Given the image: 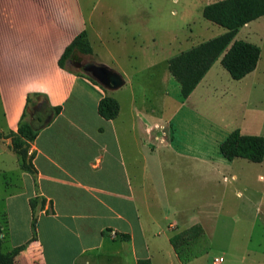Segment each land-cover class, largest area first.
<instances>
[{"label": "crops", "instance_id": "crops-1", "mask_svg": "<svg viewBox=\"0 0 264 264\" xmlns=\"http://www.w3.org/2000/svg\"><path fill=\"white\" fill-rule=\"evenodd\" d=\"M135 8L117 14L141 20L143 8ZM88 23L81 0H0L5 252L25 246L14 264H208L210 250L183 263L171 236L201 224L212 239L223 217L250 223L264 160L223 156L221 144L241 128L206 113H191L199 120L194 125L188 114L179 118L197 95L217 92L218 84H203L212 67L183 98L169 70L177 54L161 59L151 50L127 68L99 34L118 68L93 62L118 74L119 87L61 65L83 31L93 49L88 55L95 54ZM148 40L147 48L158 43L154 34ZM106 96L119 102L113 119L98 110ZM23 121L37 131L34 139L20 134ZM229 194L243 199L229 204Z\"/></svg>", "mask_w": 264, "mask_h": 264}, {"label": "rangeland", "instance_id": "rangeland-1", "mask_svg": "<svg viewBox=\"0 0 264 264\" xmlns=\"http://www.w3.org/2000/svg\"><path fill=\"white\" fill-rule=\"evenodd\" d=\"M81 1L89 22L88 32L92 37L95 54L92 57L76 50L65 60V65L96 81L101 66L93 60L105 62L115 69L117 67L97 34L114 51L118 61L128 68L129 61L141 64L151 50H159L162 59L170 54H179L227 31L225 27L203 16L204 7L215 0ZM135 7L143 8L141 20L120 18L117 14L122 11L132 12ZM151 34L158 37V43L153 48H147ZM235 40L260 46L258 68L246 78L235 80L219 58L214 62L207 81L203 83L218 84L217 92H213L209 98L197 95L198 98L180 111L179 118L186 114L191 116V113H206L218 122L224 121L231 127L241 128L244 134L264 136V16L240 27ZM178 86V95L181 97L180 83ZM200 90L203 91V88ZM193 115L192 124H198L199 120ZM261 174L264 175V163L261 169H256V177ZM252 190L251 199L256 203V214L250 223H236L231 217L220 219L217 232L211 233L212 239L209 237L212 250L210 249L207 256L208 264H213L215 255H223L225 261L222 264H264V182L257 181ZM228 198L229 204L233 205L243 199H237L232 194ZM4 208V203L0 202V226ZM7 246L8 241L5 239L3 251L7 250ZM226 250L228 253L224 254L223 251Z\"/></svg>", "mask_w": 264, "mask_h": 264}, {"label": "trees", "instance_id": "trees-1", "mask_svg": "<svg viewBox=\"0 0 264 264\" xmlns=\"http://www.w3.org/2000/svg\"><path fill=\"white\" fill-rule=\"evenodd\" d=\"M203 16L225 27L227 31L182 51L169 60V70L180 83L183 98L191 94L219 58L232 78L240 80L255 71L261 56L260 46L244 40H235V36L240 27L264 16V0H218L204 7ZM76 50L83 54L93 52L86 31L79 34L66 48L60 64L65 66V60ZM59 110L60 108H56L55 112ZM98 110L103 117L113 119L119 114V102L106 96L100 100ZM19 132L29 139H34L37 133L24 121L19 126ZM221 152L228 160L243 157L261 163L264 160V136L243 134L236 129L221 144ZM1 233L0 228V235ZM170 241L183 263L208 253L211 247L210 238L201 224L173 234ZM24 247L18 246L5 252L0 236V264H14L15 257ZM140 264L151 263L149 260H141Z\"/></svg>", "mask_w": 264, "mask_h": 264}, {"label": "water", "instance_id": "water-1", "mask_svg": "<svg viewBox=\"0 0 264 264\" xmlns=\"http://www.w3.org/2000/svg\"><path fill=\"white\" fill-rule=\"evenodd\" d=\"M100 72H97V79L102 82L103 84H106L108 86L112 87H119L123 81L121 80L120 76L116 73L110 72L106 70L105 68H99ZM109 74L108 78H105V74Z\"/></svg>", "mask_w": 264, "mask_h": 264}, {"label": "built area", "instance_id": "built-area-1", "mask_svg": "<svg viewBox=\"0 0 264 264\" xmlns=\"http://www.w3.org/2000/svg\"><path fill=\"white\" fill-rule=\"evenodd\" d=\"M224 262V258L222 256L216 257L214 259V264H222Z\"/></svg>", "mask_w": 264, "mask_h": 264}, {"label": "flooded vegetation", "instance_id": "flooded-vegetation-1", "mask_svg": "<svg viewBox=\"0 0 264 264\" xmlns=\"http://www.w3.org/2000/svg\"><path fill=\"white\" fill-rule=\"evenodd\" d=\"M104 76H105V78H108V77H109V74L107 73V74H105Z\"/></svg>", "mask_w": 264, "mask_h": 264}]
</instances>
